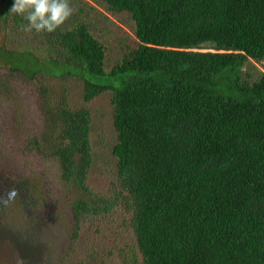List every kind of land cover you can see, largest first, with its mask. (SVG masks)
Listing matches in <instances>:
<instances>
[{"label": "trees", "instance_id": "obj_1", "mask_svg": "<svg viewBox=\"0 0 264 264\" xmlns=\"http://www.w3.org/2000/svg\"><path fill=\"white\" fill-rule=\"evenodd\" d=\"M90 1L127 16L134 37L111 36L89 1L54 33L25 32L14 0H0V93L13 101L28 87L41 114L36 127L16 115L0 150L12 136L74 192L64 264L89 221L118 213L133 240L121 264H264V0ZM72 82L86 104L110 95L108 194L90 184L92 112L73 103ZM41 174L11 170L0 194L44 204Z\"/></svg>", "mask_w": 264, "mask_h": 264}, {"label": "rangeland", "instance_id": "obj_2", "mask_svg": "<svg viewBox=\"0 0 264 264\" xmlns=\"http://www.w3.org/2000/svg\"><path fill=\"white\" fill-rule=\"evenodd\" d=\"M82 1L93 4L91 6L94 10H90L91 15L96 14L101 21L105 22L108 19L109 25H115L107 29L111 36L119 31L115 27L120 26L134 37L130 23L124 21V19L128 21L127 16L114 17L104 7L90 0H70V4L74 6ZM99 29L104 30V25H99ZM114 44L110 42L109 48L117 54L118 46L114 47ZM253 63L262 69L260 64ZM79 84L80 82L71 84L76 94L72 93V101L74 104L87 106L92 112L93 120L91 143L94 164L89 178L90 184L95 190L108 194L115 181L112 147L116 141L110 95H102L86 104L79 94ZM18 91L19 96L13 101L0 93V131L10 133L7 127L13 125L16 115L24 116L29 126L36 127L38 123L41 114L29 88L21 84ZM10 140L7 145L11 153L5 154L4 149L0 150V153H4L0 154V176H10L8 174L11 170L20 175L43 173L41 177L44 178L42 181L46 185L47 200L44 204L26 206L16 200L7 207V212L0 214V264H64L71 245V230L74 227L71 206L75 194L61 184L55 163L41 162V165L32 156L23 153L16 144L9 143ZM45 173L47 174L44 177ZM132 241L123 214L93 219L85 227L78 252L71 258V264H121L118 259L119 250H126L127 242L131 244Z\"/></svg>", "mask_w": 264, "mask_h": 264}, {"label": "clouds", "instance_id": "obj_3", "mask_svg": "<svg viewBox=\"0 0 264 264\" xmlns=\"http://www.w3.org/2000/svg\"><path fill=\"white\" fill-rule=\"evenodd\" d=\"M70 0H14L10 13L21 18L25 32L54 33L73 15ZM20 194L9 189L0 194V207L7 208Z\"/></svg>", "mask_w": 264, "mask_h": 264}, {"label": "water", "instance_id": "obj_4", "mask_svg": "<svg viewBox=\"0 0 264 264\" xmlns=\"http://www.w3.org/2000/svg\"><path fill=\"white\" fill-rule=\"evenodd\" d=\"M263 62H264V60H263Z\"/></svg>", "mask_w": 264, "mask_h": 264}]
</instances>
